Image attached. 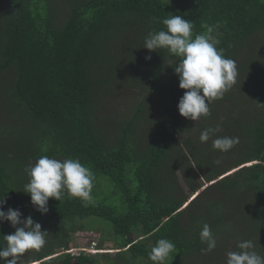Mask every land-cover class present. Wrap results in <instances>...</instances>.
I'll return each mask as SVG.
<instances>
[{
	"label": "trees",
	"instance_id": "obj_1",
	"mask_svg": "<svg viewBox=\"0 0 264 264\" xmlns=\"http://www.w3.org/2000/svg\"><path fill=\"white\" fill-rule=\"evenodd\" d=\"M171 15L191 20L194 35L206 31L202 25L218 26L217 47L238 67L236 84L197 121L178 111L186 91L174 71L179 58L143 47L149 32L166 30L161 21ZM128 72L124 87L136 83L143 100L157 106L138 147L130 137L143 104L112 135L106 127L116 118L95 117L111 94L105 86ZM0 106V199L6 201L0 210L43 220L51 234L50 248L29 250L23 264H154L149 253L161 238L175 244L165 264H226L244 240L264 256V0H0ZM217 126L212 139L239 137L226 153L214 150L212 139L199 140ZM45 155L79 158L108 181L107 192L87 206L67 194L49 198L41 214L23 188L26 168ZM178 171L191 200L176 181ZM86 219L94 226H73ZM205 223L217 245L202 254ZM79 231L101 232L117 252L101 253L105 260L84 253L44 260L56 247L69 251L67 235ZM14 232L10 222H0V246Z\"/></svg>",
	"mask_w": 264,
	"mask_h": 264
},
{
	"label": "clouds",
	"instance_id": "obj_2",
	"mask_svg": "<svg viewBox=\"0 0 264 264\" xmlns=\"http://www.w3.org/2000/svg\"><path fill=\"white\" fill-rule=\"evenodd\" d=\"M161 22L166 30L149 32L143 47L150 52L166 49L170 55L179 58L174 71L179 77L180 89L186 90L178 103L179 114L192 121L210 116L211 102L222 99L224 93L236 84L239 74L236 62L225 56L224 49L217 47L220 40L214 32L218 26L202 25L206 31L194 35L192 21L180 15H171ZM145 59L150 60L151 56ZM220 131L219 126L207 128L201 132L199 140L205 144ZM238 143L239 137L216 136L212 139L213 149L221 153L230 151ZM216 163L220 164L221 160L217 159ZM26 172L30 180L23 191L30 194L32 205L41 214L48 212L49 198L60 201L67 194L80 198L85 206L94 201L92 190L96 175L79 158L68 157L60 160L41 156L26 168ZM5 202L4 198L0 199V209ZM21 216L18 209L9 208L7 212L0 210V222L8 221L15 228L13 234L3 236L6 245L0 246V260L4 264H23L22 258L26 252L39 251L47 243L48 231H42L41 224L35 222L31 216L26 219ZM18 225L21 226L17 227ZM199 235L201 242L207 245L201 249L202 254L216 248L217 241L210 225L203 224ZM237 248L238 251L227 253L226 264H264V256L255 250L253 241H239ZM93 250L95 255L101 254L100 250ZM174 251L175 244L167 238H161L152 247L149 259L154 264H165ZM50 258L53 257H48Z\"/></svg>",
	"mask_w": 264,
	"mask_h": 264
},
{
	"label": "rangeland",
	"instance_id": "obj_3",
	"mask_svg": "<svg viewBox=\"0 0 264 264\" xmlns=\"http://www.w3.org/2000/svg\"><path fill=\"white\" fill-rule=\"evenodd\" d=\"M57 13L58 9H56ZM119 55H123L122 53H119ZM130 72V71H129ZM127 73V77L124 76V74L118 78V81H114L112 84H107L105 86V89L110 92V95H106L104 97L103 103L98 106L97 112L95 114V117L97 120L104 119L106 117H115L116 118V124L111 125L110 127H106L107 133L113 134L115 128L120 126V121L125 120V122L133 115L135 110L137 109V106L140 104H143L142 106V114L141 119L137 122V131L136 133L130 137V142L135 143V146L138 147L142 138V133H144L145 138H148L149 136V128L152 125V121L154 119L155 114V108L157 106L152 102H145L143 100V95L145 90L142 88L137 87L136 83L131 82L127 84L125 87L124 85L127 83L128 80H131L130 73ZM156 106V107H155ZM4 107L0 106V110H4ZM11 117H5L4 120L9 121L11 120ZM9 130L13 129L14 127H11L8 125ZM149 127V128H148ZM7 127L3 128L2 130H6ZM112 129V130H111ZM12 132H15L16 130H11ZM109 135V134H108ZM137 150V149H135ZM54 158V157H52ZM56 159H64V158H57ZM68 158V157H67ZM39 158L36 160H32L31 164H34ZM25 177L27 174H24ZM24 177V179H25ZM26 180V179H25ZM30 178L25 182V185L29 182ZM176 181L178 185L181 187L182 192L184 195H187V197L190 199L192 197L191 189L187 187L183 181V177L181 172L176 173ZM108 181L102 178L101 176L96 177V181L94 184V188L92 190V196L94 197V200L98 199L99 197L103 196L107 192ZM109 186V185H108ZM24 189V188H23ZM202 189V188H201ZM200 189V190H201ZM92 219H86L83 221H73V226L77 227L79 225H92L94 226V223H91ZM38 222V221H35ZM38 223L41 224V230H47L49 231L48 227L45 225L46 222L43 220H40ZM62 231H65V228L62 227ZM51 234H48L46 239ZM69 239V248H71L68 252L71 255H78L79 253H84L88 256H94L98 259L101 258V260H105L106 258L100 257V254H96L93 250L95 248L96 250H100V253H108L109 256H112L117 250H113L114 244L109 242L107 240V236H103L101 232L97 231H79V232H69L67 235ZM106 237V238H105ZM104 238V239H103ZM54 242V240L52 241ZM50 248L49 242L46 243V245L39 251L31 250V253L33 254H39L41 251L47 250ZM67 251L65 248L56 247L53 249L54 256H57L59 254L66 253ZM94 253V254H93ZM33 258V257H32ZM48 258H45L46 260ZM34 260H31V262ZM35 264V263H33ZM72 264H75V260H72Z\"/></svg>",
	"mask_w": 264,
	"mask_h": 264
}]
</instances>
